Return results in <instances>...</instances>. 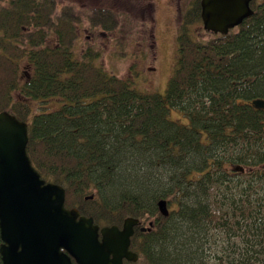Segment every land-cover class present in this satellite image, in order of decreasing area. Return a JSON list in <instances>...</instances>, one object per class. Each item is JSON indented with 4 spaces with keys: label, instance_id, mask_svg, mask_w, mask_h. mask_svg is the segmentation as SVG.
<instances>
[{
    "label": "trees",
    "instance_id": "16d2710c",
    "mask_svg": "<svg viewBox=\"0 0 264 264\" xmlns=\"http://www.w3.org/2000/svg\"><path fill=\"white\" fill-rule=\"evenodd\" d=\"M199 1L179 18L160 94L107 74L100 53H74L67 7L54 17L51 0H0V112L27 123L31 163L65 189L66 208L100 225L152 222L131 237L144 263L264 264V109L251 103L264 99V0L206 40L192 31ZM134 28L122 23L124 35ZM55 37L58 47L45 43ZM170 108L189 123L170 120Z\"/></svg>",
    "mask_w": 264,
    "mask_h": 264
},
{
    "label": "water",
    "instance_id": "95a60500",
    "mask_svg": "<svg viewBox=\"0 0 264 264\" xmlns=\"http://www.w3.org/2000/svg\"><path fill=\"white\" fill-rule=\"evenodd\" d=\"M252 0H200L203 28L226 34L253 14ZM264 109V99H254ZM27 123L0 112V260L1 264H127L138 255L130 238L139 219L128 216L121 227L100 226L77 208L65 207V189L47 181L27 154ZM86 195L85 199H92ZM157 209L169 214L165 199ZM141 227V231L151 229Z\"/></svg>",
    "mask_w": 264,
    "mask_h": 264
},
{
    "label": "rangeland",
    "instance_id": "374dc122",
    "mask_svg": "<svg viewBox=\"0 0 264 264\" xmlns=\"http://www.w3.org/2000/svg\"><path fill=\"white\" fill-rule=\"evenodd\" d=\"M171 0H158L155 4L156 19L154 22L144 21L136 30L126 29L129 33L121 35V43L124 48H114L115 38L106 39V48L100 53V58L95 63L109 75H116L129 82L131 86L141 92H158L164 94L170 77L177 63V36L179 33V19L174 11L175 3ZM180 6H185L191 0H179ZM133 10L148 14L146 6L140 4ZM199 25H195L197 36L200 34L203 40L210 38L201 31ZM194 29V30H195ZM88 34L91 35L90 32ZM97 36V34H96ZM93 40L94 35L91 36ZM98 37V36H97ZM119 39V38H118ZM81 40H87L81 37ZM38 105V104H37ZM36 105V106H37ZM168 118L182 124H188V118L182 111L170 108ZM94 193V192H93ZM138 264H146L141 259Z\"/></svg>",
    "mask_w": 264,
    "mask_h": 264
},
{
    "label": "flooded vegetation",
    "instance_id": "af4514ba",
    "mask_svg": "<svg viewBox=\"0 0 264 264\" xmlns=\"http://www.w3.org/2000/svg\"><path fill=\"white\" fill-rule=\"evenodd\" d=\"M51 1L53 4L56 5V8H57L54 17H58L61 9L62 8L64 9L67 7L70 12L68 14H70L72 18H75V21L77 22L75 24L76 27L74 26L76 30V36L73 40L71 47L74 53L81 54V53H86L89 51H93L95 53H102L107 47L105 40L110 37L111 39H114V38L116 39L114 42V48H118V50L121 48H124V46H122L121 38H120L121 35H124L122 33V23L124 22L134 23V26H135V28L133 29L134 31L140 26L141 22H144V21L154 22L156 19L155 18L156 17L155 4L158 0H51ZM174 1L175 0H171V6H172V2ZM193 1L194 0H191L190 4L186 2L185 6H183L182 8L178 0V2L175 3L174 11L172 12V14L175 12V15L178 16L177 18L179 19L180 16L184 12H186V10L190 7ZM135 4H140L141 9L142 7L146 6L145 9H147V12L149 13L144 14L143 12H140L139 9L134 11L133 9L138 7L137 5L134 6ZM199 4H200V1H199ZM94 17H97L100 21L101 20L107 21V19H109L111 21H114L117 24L120 23L119 28H114L113 30L109 31V30H105L101 28L100 26L94 27L90 24V20ZM138 24L139 26H137ZM195 25H199V27H201L200 28L201 31L205 32L207 35L211 37L219 34V33H213L211 31L205 30L203 28V24L201 20L199 24L192 25V29H193L192 31L194 32L192 33L196 37L198 36L196 34L197 31L195 29ZM88 32H90L91 35L88 34ZM96 34L98 37L96 36ZM92 35H94V37H93V40L90 41V38H92L91 37ZM82 36L85 37L87 40L82 41L81 40ZM200 36L198 38H202ZM45 43H51L54 47H58V38L55 37L51 40H47ZM87 217H91V216H87ZM149 222L144 225H139V226L137 225L139 227V230L141 231V227H148ZM94 223L99 224L97 222H94ZM100 226H104V225H100ZM137 226L134 227V233L136 231ZM149 230H145V231H149ZM145 231H141V232H145ZM130 243H131V238H130ZM0 244H1V240H0ZM139 260L140 258L138 257L137 260L135 261L127 262L124 260V262H126L127 264H138ZM0 264H1V260H0Z\"/></svg>",
    "mask_w": 264,
    "mask_h": 264
}]
</instances>
